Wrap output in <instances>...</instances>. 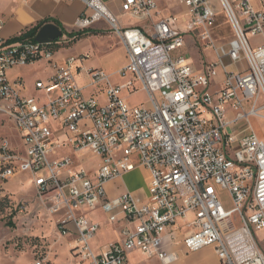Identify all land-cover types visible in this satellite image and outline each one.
Listing matches in <instances>:
<instances>
[{
  "label": "built area",
  "instance_id": "built-area-1",
  "mask_svg": "<svg viewBox=\"0 0 264 264\" xmlns=\"http://www.w3.org/2000/svg\"><path fill=\"white\" fill-rule=\"evenodd\" d=\"M56 1L84 5L75 30L102 22L115 34L126 51L122 82L88 69L87 87L102 86V99L85 96L76 76L90 56L54 57L73 37L4 42L0 20V116L16 132L14 140L0 135V185L29 176L38 206L58 218L60 236H74V264H129L135 252L171 264L177 253L165 246L179 243L181 220L190 228L181 235L185 254L211 247L218 264H264V141L248 124L264 103V44H250L264 36V0H177L180 15L162 14L156 0H122L123 13L142 28L120 27L101 0ZM217 3L232 37L216 46L215 62L199 68L183 52L184 38L195 31L210 37ZM40 62L52 73L25 96L7 73ZM137 89L147 104L127 106L122 92ZM86 154L98 161L91 173L75 164ZM137 168L148 172L146 200L109 198L105 186ZM96 211L118 227L119 240L101 251L90 246L100 226L87 216ZM11 212L28 210L18 203Z\"/></svg>",
  "mask_w": 264,
  "mask_h": 264
},
{
  "label": "rangeland",
  "instance_id": "rangeland-1",
  "mask_svg": "<svg viewBox=\"0 0 264 264\" xmlns=\"http://www.w3.org/2000/svg\"><path fill=\"white\" fill-rule=\"evenodd\" d=\"M156 2L159 12L164 15L168 13L180 15L185 12L178 6L177 0H156ZM215 5L218 13L217 22L211 29L210 37L205 39L202 36V31H195L184 38L185 47L183 52L199 68L215 62L216 46L228 44L232 37L226 17L221 13L220 5L218 3ZM261 38L259 36L250 39V44L258 45L262 41ZM111 51H113L111 54L105 56V52H103L98 43L86 40L76 45L73 42L69 43L61 49L59 54L62 57H75L79 54H88L90 55V58L87 60L88 65L92 64L96 66L95 68L105 72L111 84H119L122 81L118 78L117 70L121 65L123 52L119 48ZM240 66L243 67L244 64L241 63ZM43 67V62H40L30 70L28 68L20 70L21 73L30 72L28 75L29 88L33 79L31 78V73L37 75V78L40 79L49 73ZM86 76L82 75L78 80L82 82L86 81ZM101 88L102 86L98 88L86 86L83 89V93L85 96H88L91 93H96L97 89ZM216 88V86H212L211 91H215ZM121 98L129 107L146 105L148 102L146 94L138 89L132 95L123 91ZM261 106L262 109L259 111L258 116H250L248 118V124L256 136L264 141V103H261ZM228 114L229 116H234V112L232 111ZM228 131L231 132V129L228 128ZM0 135L12 140L16 136L12 124L2 116H0ZM59 153L60 155L67 154V152L61 151ZM75 164H79L84 170L91 173L96 169L98 161L96 158L86 154L81 161L75 160ZM144 179L143 173L134 171L131 173L129 181L134 190L141 191L142 195L147 187L146 180ZM32 189L30 178L26 174L17 175L4 185H0V264H35L39 258L43 260V264L75 263L76 260L71 259L69 255L70 245L74 236L70 238L60 236L56 227L58 218L50 217L44 208L38 206L37 200L33 197ZM220 200L224 207H231L230 198L227 194L222 193ZM18 203L26 205L28 213L19 216L11 212V209ZM87 217L94 220L100 226L95 239L90 243L92 249L101 251L107 244L119 239L117 233L118 227L109 225L100 211H96ZM191 219V215H188L186 221L188 222ZM177 224L181 228V235H185L190 231V228L186 227L182 220Z\"/></svg>",
  "mask_w": 264,
  "mask_h": 264
},
{
  "label": "crops",
  "instance_id": "crops-1",
  "mask_svg": "<svg viewBox=\"0 0 264 264\" xmlns=\"http://www.w3.org/2000/svg\"><path fill=\"white\" fill-rule=\"evenodd\" d=\"M111 14L117 18L119 21L120 27L127 28V27H138L142 28L143 24L138 22L137 20L129 18L126 14L123 13L121 9L122 0H101ZM179 6V5H178ZM180 7V6H179ZM85 12L84 5L79 1L73 2H63V1H56V0H0V20L3 23V28L1 31V38L4 42H11L15 38H18L23 32L26 30L44 23L45 24H53L59 28L62 32V35L69 36L70 34H76L79 31L75 30L74 22L75 20ZM88 35L76 43H82L86 40L92 42L95 41L98 43L99 46L103 49L105 56L111 54L116 48L121 49L123 52V59L121 65L119 66V71L126 65V51L124 47L119 43L115 34L110 30V28L102 22L96 23L91 26L89 29L85 30ZM262 41L258 45L264 44V36H262ZM254 45V46H258ZM120 46V47H119ZM65 47V46H63ZM63 47L55 48V60L61 63L65 58L60 56V51ZM110 52V53H109ZM79 54L77 56H81ZM88 55V54H87ZM90 56V55H89ZM39 63H34L29 66L23 67V69H31L33 66ZM43 69L47 70L49 73L43 77L42 79L37 78V75H33L31 73V86L28 87V75L29 73H21L20 70L22 68H14L8 71L7 76L9 81L16 82L21 81L24 85L23 95L25 96H34L36 95V91L34 89V82L37 80H46L51 75V70L49 66L45 63ZM87 61L84 63V70L77 73L76 80L78 83V79L82 75L86 76V70L94 68L96 66L92 64H87ZM237 68L234 66H230V71H235ZM28 70V71H29ZM87 77V76H86ZM122 81V80H121ZM81 87L87 86V78L86 81H79L78 83ZM120 84V83H119ZM101 89H97L96 93H91L88 96H97L98 98L102 99V93H100ZM87 96V97H88ZM134 171H140L144 174L147 184L148 179V172L144 168H137ZM134 171L125 174L121 178L109 182L106 186V193L109 198H115L123 193H130L136 200L139 202H144L147 198V187L146 190L143 191V195L141 191H136L129 183L130 175ZM92 215V214H91ZM175 237V236H174ZM182 236H176L175 241L179 242L176 245L167 244L165 246L166 251L168 252H176L178 259L171 263V264H218V259L214 254V251L211 247L204 248L198 252L185 254L180 244ZM171 239L170 236L166 237V241ZM119 240V239H118ZM117 240V241H118ZM115 241V242H117ZM111 242L106 246L112 244ZM105 246V247H106ZM70 255V254H69ZM71 257V256H70ZM72 259V258H71ZM129 264H158L156 259H149L146 256L140 253H131L128 256ZM74 264V263H73Z\"/></svg>",
  "mask_w": 264,
  "mask_h": 264
},
{
  "label": "water",
  "instance_id": "water-1",
  "mask_svg": "<svg viewBox=\"0 0 264 264\" xmlns=\"http://www.w3.org/2000/svg\"><path fill=\"white\" fill-rule=\"evenodd\" d=\"M62 36V32L59 28L53 24L43 25L37 32L34 42L44 45L51 41H55Z\"/></svg>",
  "mask_w": 264,
  "mask_h": 264
},
{
  "label": "trees",
  "instance_id": "trees-1",
  "mask_svg": "<svg viewBox=\"0 0 264 264\" xmlns=\"http://www.w3.org/2000/svg\"><path fill=\"white\" fill-rule=\"evenodd\" d=\"M44 25V23L38 24L28 30H26L25 32H23L18 38H15L14 40H12L11 42H17V41H23V40H30V41H34V38L37 34V32L39 31V29ZM88 35L87 32L81 31L78 32L76 34H70L69 37H73L74 40L72 41L73 43H76L77 41H79L80 39L86 37ZM67 46V45H66ZM57 49V48H56Z\"/></svg>",
  "mask_w": 264,
  "mask_h": 264
}]
</instances>
